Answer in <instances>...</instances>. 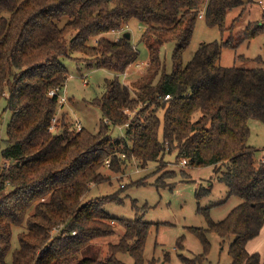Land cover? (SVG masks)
<instances>
[{
    "label": "trees",
    "instance_id": "obj_1",
    "mask_svg": "<svg viewBox=\"0 0 264 264\" xmlns=\"http://www.w3.org/2000/svg\"><path fill=\"white\" fill-rule=\"evenodd\" d=\"M253 1L0 0V131L6 111L12 113L1 150L0 264H128L119 253L132 255L133 264H144L152 223L142 216L124 220L110 215L106 204L124 202L116 192L86 202L83 198L90 183L109 179L100 172L107 158L117 169L118 155L130 154L146 168L168 149L188 166L219 168L229 195L241 199L218 221L209 207L199 206L208 226L190 230L204 251L194 258L180 255L182 261L205 263L208 234L214 232L222 242L231 240L230 264H264V255L247 249L264 226V160H256L248 142L250 119L264 121V66H223V49L232 46L229 39L201 43L188 63L183 61L202 12L206 23L224 34L231 29L229 11ZM133 19L144 26L140 41L149 60L145 73L124 84L119 75L140 52L126 32L118 39L104 35L121 31ZM262 31L258 25L247 28L246 38ZM91 38L97 43L88 44ZM168 43H175L171 72L160 55ZM71 50L84 54L88 66L119 75L107 78L104 93L88 101L107 121L95 131L84 127L75 134L63 122L64 128L53 133L49 126L58 101L49 91L65 87L70 73L61 58ZM256 60L263 62L260 56ZM126 109L137 114L130 119ZM117 126H126V138L113 136ZM210 191L201 188L196 196ZM117 222L124 225L120 240L109 243L106 256H89L91 241L113 235ZM24 224L27 230L20 232L19 248L9 261L14 228ZM55 227L59 230L53 235ZM183 240L177 239V248L184 247Z\"/></svg>",
    "mask_w": 264,
    "mask_h": 264
},
{
    "label": "rangeland",
    "instance_id": "obj_2",
    "mask_svg": "<svg viewBox=\"0 0 264 264\" xmlns=\"http://www.w3.org/2000/svg\"><path fill=\"white\" fill-rule=\"evenodd\" d=\"M254 0L248 5L239 6L229 11L227 25L231 29L224 34L217 26H210L202 17L198 19L190 46L183 54L184 64L192 58L201 43L230 40L232 46L224 47L221 64L223 66H236L241 68H255L264 66V0ZM262 27V32L251 39H247V28L253 30L256 26ZM144 26L136 19L130 21L121 31L105 33L111 39H118L124 32H130L132 43L140 52L138 60L127 68V76L120 75L112 70L97 66H88L85 55L71 50L69 56H64L61 61L69 70L64 92L68 97V104L58 111L61 129L63 122L67 127H72L75 118L82 120L84 127L95 131L101 121H107L98 107L88 104L94 98L101 96L105 91V80L119 75L124 84H131L145 73L149 60L147 46L140 41ZM73 34L68 35V40ZM97 38H91L88 44L94 45ZM175 43H168L161 48L160 55L166 65V71L173 69L172 54ZM261 57L263 62L256 60ZM85 78L87 84H85ZM2 107L6 101L2 100ZM154 107V106H153ZM125 112L130 119L137 111ZM162 116V111H159ZM12 113L6 111L5 119L0 131V165L3 164L1 150L6 146L7 127ZM126 126H117L113 136L126 138ZM251 134L249 144L255 147L257 161L264 160V121L250 119ZM73 133V132H72ZM131 144V142H129ZM111 162V158H107ZM183 159L176 160V153L169 149L158 161H153L146 168H142L137 157L130 154L118 155V163L113 166L104 163L100 172L104 179L101 183H90L91 190L83 201L92 198L118 193L124 200L122 203H108L105 210L115 218L130 220L142 216L143 220L152 223L149 229L144 251V264H185L180 255L194 258L202 253L203 245L198 237L190 230V227L208 226V220L203 213L198 211L199 206L210 208V215L214 221L225 218L229 212L237 206L241 199L235 195H229V188L218 177L219 168L213 166L191 167ZM221 170L226 166H221ZM210 189V193L198 198L197 190ZM115 233L91 241L87 253L93 257H104L109 252V243L118 242L124 233L122 223H114ZM59 230V228L57 227ZM56 227L53 235L58 232ZM27 230V225L14 228L12 237V249L7 259L12 260L13 252L19 248V234ZM179 237H184L183 248H177ZM211 247L207 254V260L203 264H230L229 255L230 239L222 242L217 233L208 234ZM264 238V226L260 231L259 239ZM259 252L264 254V243H260ZM118 257L128 264L134 263V258L129 253H119Z\"/></svg>",
    "mask_w": 264,
    "mask_h": 264
},
{
    "label": "built area",
    "instance_id": "obj_3",
    "mask_svg": "<svg viewBox=\"0 0 264 264\" xmlns=\"http://www.w3.org/2000/svg\"><path fill=\"white\" fill-rule=\"evenodd\" d=\"M259 2L263 4L262 0H260ZM203 14L204 13L202 12L200 14V17H203ZM126 76H127V72L124 73V77H126ZM87 83L88 82L85 78V84H87ZM49 95H51V96L56 95L57 96V101H58L57 112L64 109L65 105L68 104V102H69L68 97H67L66 93L64 92L63 88L61 89L59 87H55L49 91ZM170 97H171L170 94H168V95H166L165 99H168ZM60 121H61V119L59 118V113H56L55 116L52 118V121L50 123L49 131L56 133L59 130H62L61 126H60L61 125ZM71 124H72V127H69V130L71 132H73L74 134L80 132L84 128L83 122L79 118L73 119ZM127 125H128V123L126 124V126ZM184 161L187 162L186 160H184ZM106 164L110 165V162L108 160H106Z\"/></svg>",
    "mask_w": 264,
    "mask_h": 264
},
{
    "label": "crops",
    "instance_id": "obj_4",
    "mask_svg": "<svg viewBox=\"0 0 264 264\" xmlns=\"http://www.w3.org/2000/svg\"><path fill=\"white\" fill-rule=\"evenodd\" d=\"M249 125H250V121H249ZM259 236H260V233H259L258 236H256L255 238H253V239H251V240L248 241V243H247V249L250 252H256V251L259 252V247L261 246L260 243H264V238L263 239H259ZM262 255H264V254H262Z\"/></svg>",
    "mask_w": 264,
    "mask_h": 264
},
{
    "label": "water",
    "instance_id": "obj_5",
    "mask_svg": "<svg viewBox=\"0 0 264 264\" xmlns=\"http://www.w3.org/2000/svg\"><path fill=\"white\" fill-rule=\"evenodd\" d=\"M125 35L130 38L131 37V33L130 32H126Z\"/></svg>",
    "mask_w": 264,
    "mask_h": 264
}]
</instances>
